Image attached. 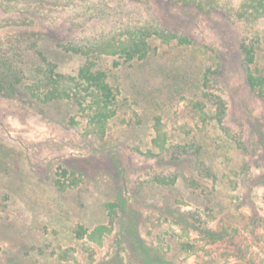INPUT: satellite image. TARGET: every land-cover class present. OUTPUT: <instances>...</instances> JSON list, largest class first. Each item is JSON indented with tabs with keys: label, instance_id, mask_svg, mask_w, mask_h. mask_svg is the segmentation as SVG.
Returning a JSON list of instances; mask_svg holds the SVG:
<instances>
[{
	"label": "rangeland",
	"instance_id": "374dc122",
	"mask_svg": "<svg viewBox=\"0 0 264 264\" xmlns=\"http://www.w3.org/2000/svg\"><path fill=\"white\" fill-rule=\"evenodd\" d=\"M239 2L233 0L235 6ZM5 6L0 1V40L22 29L62 74L73 75L79 61L56 44H76L111 24H141L149 20L147 14L192 43L151 38L147 60L107 65L120 93L116 116L103 137L91 133L70 102L0 96V218L14 222L0 228V264H144L142 249L149 250L154 264H264V156L249 158L260 152L254 140L264 130V102L245 91L232 62L235 39L245 34L241 23L230 28L222 10L200 12L179 1L50 0V19L41 17L25 28L12 21L18 15ZM220 20L231 29L224 37ZM221 39L228 44L221 47ZM212 48L225 52L227 124L233 134L243 133L249 151L223 148L212 129L184 138L174 128L176 120L188 118L184 100L197 90L199 71L208 66ZM258 62L264 70V52ZM176 76L183 80L172 81ZM173 84L179 88L169 91ZM157 115L166 122L173 145L202 146L207 164L218 174L239 165L243 157L249 160L255 185L248 203L237 207L217 189L222 208L206 226L215 238L182 232L180 225L165 219L178 217L169 209L182 212L203 204L182 180L172 187L153 180L168 168L142 155ZM80 227L86 230L82 237L76 234ZM96 227L104 228L95 232L99 242L89 239ZM184 242L194 246L192 252L183 249Z\"/></svg>",
	"mask_w": 264,
	"mask_h": 264
},
{
	"label": "trees",
	"instance_id": "16d2710c",
	"mask_svg": "<svg viewBox=\"0 0 264 264\" xmlns=\"http://www.w3.org/2000/svg\"><path fill=\"white\" fill-rule=\"evenodd\" d=\"M0 1L6 5L4 10L18 15V17H10L12 21H21L20 25H25V28L37 23L35 21L41 17L47 19L51 17L50 10H46L50 0ZM156 1L160 2V0ZM168 1L171 3L179 1L205 13L223 11L222 19L227 17L231 21H225L230 28L235 23H241L244 26L245 34L235 39L238 43L234 49L236 58L232 62L238 69L245 91L264 102V70L258 62L259 53L264 52V0H240L239 6H235L231 0L220 4V8L218 5L224 0ZM147 15L149 20H144L141 24L132 21L122 25L111 24L106 31L93 37H87L76 44H73L74 41L56 44L57 47L63 49L64 53L79 61V66L73 75L60 73L58 64L49 60L48 54L40 50L36 41L24 37L22 29L19 33H15L14 37L8 38L6 35L0 40V96L15 99L28 95L44 104L56 101L70 102L87 127L91 129V133L96 137H103L109 121L116 116L118 110L119 86H115L113 80H110L111 67L116 68L119 65L147 60L151 38H158L166 43L176 39L181 45L192 43L185 36L177 37L173 29H169L155 16ZM225 22L218 23L223 37L225 33H231V29ZM220 44L222 47L228 42L221 39ZM224 56L225 52L221 49H211L207 59L208 66L199 71L197 90L190 98L184 100L188 118L176 120L174 128L184 138L203 129H212L218 140L217 143L223 148L245 152L249 151V147L243 133L233 134L226 121L228 104L224 97ZM109 63H111L110 68L107 67ZM168 79L171 80L170 75ZM177 80L182 81L183 79L181 76L172 78V81L177 82ZM179 85L169 86V91L178 89ZM187 85L190 87L193 81H187ZM152 131L149 146L142 155L168 167L167 173L164 170L166 168H163L160 173L155 174L153 178L155 183L172 187L178 180H182L194 198L203 204L182 212L179 207L176 210L169 209V213L174 211L178 213V217L175 220L168 217L165 219H171L180 225L179 229L182 232L204 234L205 237L210 236L211 238L217 237L206 228L208 222L214 219V212H219L222 208L217 202V194H219L217 189L219 187L224 193L226 192L228 200L236 203L237 207L248 203L250 190L255 185L252 182L254 176L250 174L249 160L243 157L239 165L231 166L229 169L226 167L225 169H228L226 173L218 174L210 164H207L202 146L192 143L193 147H188L187 144L180 146L171 143L167 124L162 121L160 115L154 116ZM254 142L260 152L257 156L249 155V158L253 156L257 159L264 156V130L261 132V137ZM247 185H249L248 190L241 188ZM108 206L111 205L108 204ZM112 207L113 205L109 209ZM113 215V210H110L109 216ZM3 226L13 227L12 218H0V228ZM103 230V227H96L89 235V239L99 242L95 232L99 233ZM85 231L80 227L76 234L82 237ZM193 248L190 242L183 243L185 251L192 252ZM141 253L144 264H154L148 249H142Z\"/></svg>",
	"mask_w": 264,
	"mask_h": 264
}]
</instances>
